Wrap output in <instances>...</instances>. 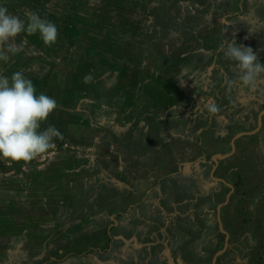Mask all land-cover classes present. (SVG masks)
<instances>
[{
    "label": "rangeland",
    "instance_id": "374dc122",
    "mask_svg": "<svg viewBox=\"0 0 264 264\" xmlns=\"http://www.w3.org/2000/svg\"><path fill=\"white\" fill-rule=\"evenodd\" d=\"M4 5L21 18L27 12H35L57 28L55 43L50 45H45L38 33H20L15 43H25L21 51L0 63V75L11 77L20 72L33 82L36 94L54 98L57 107L41 122L39 130L52 125L61 136L53 138L48 150L28 160L0 158V191L18 190L19 182L42 179L45 173H59L66 168L74 171L75 166L71 162L67 166L69 162L64 159L61 169L48 163L52 156L68 158L80 150L74 143H80L78 140L84 137L74 138L65 132L64 125L71 126L74 120L90 123L94 108L98 112L102 109L99 102L111 101L104 94L123 90L128 95L135 89L142 96L148 93L153 99H147L149 103L153 101L154 108L163 110L162 124L155 122L152 134L154 138L163 128L164 144L158 147V143L149 141L152 146L147 148L148 143L145 144L144 153L152 155L148 169L151 173H163L161 181L167 192L176 187L179 191L172 195L177 199L167 201L166 208L162 206L166 223L145 220L147 224H159L157 229L161 233L155 238L162 242V250L171 251V259L160 260L158 248L145 255L144 249H139L127 264H211L226 238L219 229L216 209L229 193L221 210L223 228L230 234L228 247L214 264H264V114L263 132L237 138L239 148L235 154L220 159V167L226 165L229 172L217 170L216 176L227 174L222 178L235 185L234 191L209 179L211 169L207 171V165L199 163L202 146L210 156L230 152L231 139L239 132L256 128L258 116L264 110V76L257 80L255 92L238 82L228 91L223 78L226 74L235 78L237 73L218 51L221 42L236 39L237 43L258 50V58L264 63V31L248 35L244 24L247 16L264 19V0H4ZM180 75L184 80H176ZM85 76H91L87 83ZM162 80L174 84L180 81L181 97L157 92ZM160 89L170 92L172 87L162 82ZM195 94L201 97H192ZM208 100L218 105L217 113L224 112V119H217L214 129L209 126L196 136V130L205 126L201 114L205 111L203 102ZM136 101L132 98V103ZM130 102L127 99L123 105L127 107ZM142 102L138 100L139 104ZM99 118L95 117V121ZM97 128L99 134L106 133L104 126ZM119 136L120 141L124 140L123 130ZM106 149L109 148L93 149L90 142L82 152L88 158L97 156L106 165L112 163L107 161ZM120 151V159L127 161V148L120 146ZM97 167L102 170L100 164ZM182 189L189 197L184 196ZM41 191L34 194L33 201L44 197ZM4 204V199H0L2 215ZM14 246L11 244L10 250ZM21 259L19 254L16 263ZM41 262L38 260V264Z\"/></svg>",
    "mask_w": 264,
    "mask_h": 264
},
{
    "label": "crops",
    "instance_id": "0c3cea01",
    "mask_svg": "<svg viewBox=\"0 0 264 264\" xmlns=\"http://www.w3.org/2000/svg\"><path fill=\"white\" fill-rule=\"evenodd\" d=\"M184 78L180 75L176 80H184ZM132 82L136 84V81ZM162 82L168 83L172 90L170 92L161 90ZM162 82L159 81L157 92H163L164 95L177 94V97H181L178 90L182 85L180 81L175 84L173 81L162 80ZM176 86L178 88H175ZM129 94L124 93L123 90H115L109 95L104 94V97L111 98V101L105 104L99 102L102 109L98 112L97 107L94 108L95 112L91 113L95 116L90 123L74 120L71 126L64 125L65 132L74 138L84 137L78 140L80 143H74V146L80 147V150L69 154L68 158L52 156L48 163L61 169L63 163L60 162L64 159L69 162L67 166L70 162L75 166L74 171L66 168L59 173L49 175L45 173L41 176L42 179L34 178L19 182L18 190L4 188V192L0 191V199L6 202L3 205L4 215L0 214L2 236L0 238H6L0 240V244L3 242L0 246V264H38V260L42 261L41 264H127L129 258H134L135 251L144 249L145 255L156 248L159 250L156 252L160 260L163 261L167 257L171 259V251L166 248L162 250V242H158L155 238V235L159 236L161 233V230L157 229L160 227L159 224L156 226L145 222L147 219L166 223V213L162 210V206L166 208L167 201L172 202L177 199L172 195L175 192L176 196L179 191L176 187L170 188L167 192V186L161 181L163 173L149 171L148 164L152 162V155L144 153V149L152 146L149 141L158 143V147L159 144H164L163 128H159V134L154 138L152 134L156 129L155 122L161 123L163 110L154 108L155 102L149 103L148 100L153 99H150L148 93L142 96L133 89ZM199 95L195 94L192 97H201ZM132 98L137 101L132 103ZM127 99L131 102L126 107L123 103H127ZM138 100L143 101L142 104H139ZM222 114L224 112L209 114L206 110L203 111L201 120L205 126L198 128L195 135L207 130L209 126L214 129L216 120L224 119ZM98 115L99 121H95ZM102 126L105 127L102 130L106 133L99 134L97 127ZM120 130H123L124 137L121 141ZM83 131H89L88 135ZM261 131L263 132V128L253 135H258ZM190 134L194 135V133ZM90 142L93 144V149L107 146L109 148L106 149L107 161L112 163L106 162V165H102L103 160L96 159L97 156L88 158L83 155L82 150L89 146ZM147 143L148 146L145 148ZM235 144L237 150L239 144ZM120 146L128 150L124 151L127 161H122L119 157L122 153ZM202 150L204 152L203 156H200L199 163L203 162L204 166L207 165L209 171L216 154L210 156L203 146ZM208 156L211 161L208 160ZM218 160L221 161L219 158ZM98 164L102 168L100 171ZM193 176L198 180L197 175ZM231 185L235 190V185ZM37 191H41L44 197L33 201ZM183 193L185 197L190 195L188 192ZM168 195L171 197H167ZM10 210H13L14 214ZM20 211H22L21 215ZM140 217L143 221H139ZM7 229L10 234L7 233ZM139 230L140 234H138ZM11 244L15 246L10 250ZM146 246L150 248L149 251H146ZM19 254L23 260L16 263Z\"/></svg>",
    "mask_w": 264,
    "mask_h": 264
},
{
    "label": "clouds",
    "instance_id": "9594fccd",
    "mask_svg": "<svg viewBox=\"0 0 264 264\" xmlns=\"http://www.w3.org/2000/svg\"><path fill=\"white\" fill-rule=\"evenodd\" d=\"M244 24L248 35L264 31V19L258 16L245 17ZM22 32L28 35L38 33L45 45L55 43L57 37V28L52 22L42 19L35 12H27L21 18L10 13L4 0H0V63L7 62L10 54L21 51L25 42L21 41L18 45L15 38ZM218 51L237 73L235 78L227 74L224 76L226 89L231 91L238 82L255 92L257 80L264 76V63L258 58V50L231 39L221 42ZM90 80L91 76L84 77L86 83ZM203 103L209 114L220 110L212 100ZM56 107V100L44 93L36 94L33 82L22 73L14 72L11 77L0 75V158L28 160L48 150L53 138L60 137L61 133L52 125L39 129L41 122Z\"/></svg>",
    "mask_w": 264,
    "mask_h": 264
},
{
    "label": "water",
    "instance_id": "95a60500",
    "mask_svg": "<svg viewBox=\"0 0 264 264\" xmlns=\"http://www.w3.org/2000/svg\"><path fill=\"white\" fill-rule=\"evenodd\" d=\"M263 114H264V110L260 113V115H259V117H258V128H257L256 130L239 132L238 134H236V135L234 136V138H233L232 141H231V150H230V152L225 153V154H216V155L213 157V159H212V160H213L212 162H214V166H213V168H212V170H211V174H210L211 178H212L213 180L217 181V182H222V183L226 184L227 186H229V188L231 189L230 191H233V190H234L233 186H232L230 183H228L225 179H222V178H219V177L215 176L216 167H217V165L219 164V160H218V158H219V159H226V158H229V157H231L232 155H234V153H235V151H236V144H235L236 139L239 138V137L251 136V135H253L257 130H259V129H260V126H261V124H262V119H261V118H262V115H263ZM229 196H230V193L227 195V197H226L225 201L223 202V204H227V202H228V200H229ZM223 204H220V205L218 206V210H217V214H218V215H217V217H218V222H219L220 230H221V232L224 233L225 236H226V238H225V244H224V247H223L220 251H218V252L215 254L214 259H213V261H212L211 264H214V262L216 261L217 257L219 256V254H220L221 252L225 251V250L227 249V247H228L229 234L223 229L222 221H221V219H220V209H221V206H222Z\"/></svg>",
    "mask_w": 264,
    "mask_h": 264
},
{
    "label": "flooded vegetation",
    "instance_id": "af4514ba",
    "mask_svg": "<svg viewBox=\"0 0 264 264\" xmlns=\"http://www.w3.org/2000/svg\"><path fill=\"white\" fill-rule=\"evenodd\" d=\"M262 117H263V115H262ZM261 126H262V124H261ZM258 127V121H257V126H256V128ZM256 128H254V129H256ZM261 128V127H260ZM253 129V130H254ZM225 160V159H224ZM212 165L214 166V162L212 163ZM213 166H212V168H213ZM226 165H224V166H222V167H220V165L218 164L217 165V167H216V171H217V173L218 172H220V171H222L224 174L225 173H228L229 172V169L227 168V167H225ZM212 168H211V170H212ZM211 170H210V174H211ZM216 171H215V176H216ZM227 175V174H226ZM226 175L225 176H222V177H225L226 178ZM217 177H219V176H217ZM222 177H219V178H222ZM222 179H224V178H222ZM231 190V189H230ZM221 204H223V203H221ZM220 205V204H219ZM225 204H223L222 206H221V209H220V219H221V221H222V218H221V210H222V208H223V206H224ZM217 210H218V207H217V209H216V215H218L217 214ZM216 219H217V222H218V217H216ZM185 220V219H184ZM186 221H188V220H186ZM186 224H188V223H186ZM208 224V223H207ZM218 224H219V222H218ZM197 225V222H193V227H195ZM222 225H223V222H222ZM208 229H209V224H208ZM219 229H220V226H219ZM224 229V228H223ZM221 231V230H220ZM228 234H229V232L227 231V230H225ZM225 235V234H224ZM226 237V236H225ZM229 237H230V234H229Z\"/></svg>",
    "mask_w": 264,
    "mask_h": 264
}]
</instances>
